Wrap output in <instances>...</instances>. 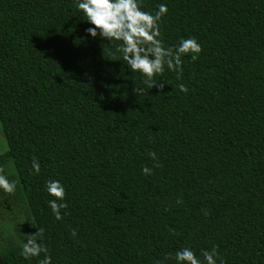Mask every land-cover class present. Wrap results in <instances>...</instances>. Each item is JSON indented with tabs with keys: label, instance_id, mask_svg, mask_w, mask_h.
<instances>
[{
	"label": "trees",
	"instance_id": "obj_1",
	"mask_svg": "<svg viewBox=\"0 0 264 264\" xmlns=\"http://www.w3.org/2000/svg\"><path fill=\"white\" fill-rule=\"evenodd\" d=\"M140 4L167 5L164 47H202L179 78L154 77L163 91L127 68L119 41L87 35L74 0H0V168L16 181L0 206L22 221L0 225V264H38L44 253L19 254L38 228L52 264H176L184 247L264 264V0ZM51 179L66 189L60 220Z\"/></svg>",
	"mask_w": 264,
	"mask_h": 264
},
{
	"label": "clouds",
	"instance_id": "obj_2",
	"mask_svg": "<svg viewBox=\"0 0 264 264\" xmlns=\"http://www.w3.org/2000/svg\"><path fill=\"white\" fill-rule=\"evenodd\" d=\"M76 9L80 10L90 25L86 29L87 35L92 38L119 41L115 46V53H119L127 68L132 72H138L144 79L147 88L152 89L159 85L163 91L164 84L156 83L154 77L162 74L165 66L169 71L177 73L178 78L182 75V56L189 55L196 60L202 52L201 44L194 38H182L175 49L162 45L158 22L167 13L166 4H160L151 13L142 10L140 0H74ZM105 51V49H104ZM110 54L111 51H110ZM165 82V81H164ZM180 92L187 93L188 89L184 83L178 84ZM145 88L135 87L133 93L137 96L143 95ZM153 160L155 153H150ZM159 166L158 164L156 165ZM144 175H150L152 169L145 166L141 169ZM40 173V163L34 157L31 163L30 174ZM16 190V181L10 180L0 168V191L12 194ZM45 191L53 199L48 200V207L57 220L62 218L61 209L67 208L65 202L66 189L57 179H51L45 184ZM75 235V232H73ZM39 237V240L37 239ZM44 229L30 235V238L21 242L20 255L25 259L31 257L43 258L38 264H52V257L48 255V249L43 244ZM218 253L213 248L211 251L202 250L200 256L190 248L184 247L175 252L176 264H217ZM219 264H224L223 260Z\"/></svg>",
	"mask_w": 264,
	"mask_h": 264
},
{
	"label": "rangeland",
	"instance_id": "obj_3",
	"mask_svg": "<svg viewBox=\"0 0 264 264\" xmlns=\"http://www.w3.org/2000/svg\"><path fill=\"white\" fill-rule=\"evenodd\" d=\"M6 151H7V143H6V140L4 138L2 126L0 123V156L5 154ZM6 199H8V198H4V200H6ZM4 204H5L4 207H3V205L0 206V225L3 226L6 223L9 224V221H13V219L15 221L12 224H15V223L20 224V222H22L21 219L19 218L20 215L14 214V212L16 213L18 211V207L13 206L10 200L6 201V203H4ZM16 216H18V217L15 219Z\"/></svg>",
	"mask_w": 264,
	"mask_h": 264
}]
</instances>
